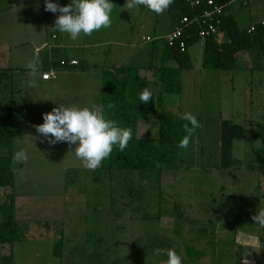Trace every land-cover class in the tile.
I'll list each match as a JSON object with an SVG mask.
<instances>
[{
    "label": "rangeland",
    "instance_id": "obj_1",
    "mask_svg": "<svg viewBox=\"0 0 264 264\" xmlns=\"http://www.w3.org/2000/svg\"><path fill=\"white\" fill-rule=\"evenodd\" d=\"M24 2L27 5L22 6ZM51 2L63 6L69 0ZM1 3L4 4V0ZM111 3L110 28L82 35L77 39L82 41L78 48L58 49L52 52L54 58L86 59L92 67L95 65L99 69L121 65L143 67L151 63L158 66V60L150 56L151 45L142 39L167 33L170 25L168 10L155 14L143 6L130 10L124 5L125 0H111ZM18 4L24 9L18 7L21 13L9 12L8 21H18L17 25H22L20 31L24 39L39 41L45 35V39L50 40L54 32L60 34L52 28L58 13L42 10L32 0H19ZM120 12L126 13L128 18L117 17ZM227 13L240 30L248 29L264 21V0H234ZM202 49L203 40H199L188 50L192 69L182 72L181 94L164 97L163 109L175 112L179 106L182 113L195 115L200 127L194 132L188 146L182 149L187 160L183 164L187 166L164 175L162 188H159L154 175L147 172L117 171L112 175L100 172L102 180L94 184L93 171L86 170L71 152L74 146L63 142L49 146L35 131V126L43 123L42 114L50 112L59 103L81 107L99 105L98 95L93 97V92L98 89L95 81L91 79L90 83L87 82L90 90H93L85 92V96L82 90L75 93L65 89L58 91L56 87L42 84L39 79L36 88H29L23 83L29 79L25 67L0 73V112L6 115L8 108L12 109L13 128L20 133L14 138L12 153L18 146L28 153L27 161L15 171L12 191L20 218L16 222L24 238L12 246L14 264H164L167 258L155 254V248L151 247L153 241L167 237L188 244L190 240L198 238L194 231L190 233L191 226L206 228L205 236L199 237L206 245L201 248L196 245L200 250L198 258L203 257L197 261L196 255L194 262L190 263L187 257L191 253L183 257L184 253L178 250V246H173L185 259L183 264H222L219 263L218 254H224V245L232 239L230 231L255 223L252 224L253 219L247 222L244 215L234 217L244 203H227V192L230 187L233 191L235 186L233 170L213 168L229 164L233 168L246 164L259 166L264 163V156L261 159L251 153L260 150L264 142V101L261 98L264 93V55L258 59L256 50L243 51L236 57L240 67L237 70L208 71L201 69ZM25 51L27 53L29 50ZM24 56L25 61L27 57L30 60L29 56ZM152 73V80L157 79V71L153 70ZM155 83L150 82L148 89L157 94ZM248 86L250 89L247 91ZM249 90L254 98L248 107L244 98ZM147 122L150 125L147 135L156 137L157 119L152 118ZM233 124L245 130V138L244 135L241 140L230 138L229 128ZM3 155H6V151L0 149V156ZM142 177H145L143 181ZM219 182L226 188L222 198L215 197L217 193L214 187ZM254 192V195L258 194V191ZM2 195L0 189V204L4 201ZM210 197L217 199L218 213L210 219H200L194 206ZM221 199L223 204L219 203ZM81 201L85 204L82 205ZM49 205H57L51 215H48ZM255 206L257 203L251 208L255 209ZM22 211L23 215L19 217ZM75 211H78V216H70ZM43 215L54 219H44ZM72 219L79 224L85 222L87 229L84 231L82 225L68 226ZM229 223V229H222L225 234L211 233L215 225L224 227ZM149 232L158 233L159 236H145ZM60 237L65 241L63 255L59 259L52 255V242ZM4 247V251L0 249V254L8 249ZM141 249L150 251L140 253ZM215 249H220L222 253L216 252L214 258Z\"/></svg>",
    "mask_w": 264,
    "mask_h": 264
},
{
    "label": "trees",
    "instance_id": "obj_2",
    "mask_svg": "<svg viewBox=\"0 0 264 264\" xmlns=\"http://www.w3.org/2000/svg\"><path fill=\"white\" fill-rule=\"evenodd\" d=\"M194 0H173L168 8L170 18L169 32L182 18L199 16L205 8L191 7ZM234 0H216V4H223L221 26L218 34L206 37L203 40L201 69L208 71L230 72L240 68L236 63V57L240 52L256 50L255 56L264 54V22L253 25L245 30H240L233 19L227 13V8ZM121 17V15H120ZM122 18V17H121ZM253 30L250 31V29ZM195 26L181 39L185 49L180 51L177 46H168L164 37L154 36L151 45V58L154 55L158 60V66L153 63L147 67L157 71L155 84L157 94L153 93L150 101L144 104L139 101L138 95L142 89L149 87L146 78L139 74V66H119L100 71V105L105 109V115L116 120L121 127L132 130V138L128 146L119 151L114 148L109 158L104 160L99 168L92 172L94 184L101 182L100 172L112 175L113 172H147L154 175L161 188L162 177L168 172L175 173L181 169L184 152L178 144L185 135L182 124L187 123L178 119L180 111L171 112L163 109L162 95H179L182 90L181 75L183 71L192 69V62L188 53L189 48L200 39L196 35ZM157 38V39H155ZM153 59V58H152ZM55 63V62H54ZM56 64V63H55ZM57 66L67 69L71 67L77 71L89 69L84 61L76 65L58 63ZM111 105V107H109ZM157 119L158 129L156 137L147 135L150 127L146 120ZM198 120V119H197ZM199 121V120H198ZM141 122H144L141 124ZM198 129V128H197ZM195 130V132L197 131ZM20 133L13 128L12 109L8 108L7 114L0 112V149L6 151V155L0 156V189L4 201L0 204V249L6 252L0 254V264H14L12 246L15 242L23 240L18 224L14 217L13 187L15 171L21 165L15 167L11 164L13 142L15 136ZM245 135L239 125H231L229 136L231 139H240ZM254 156H264V148L253 150ZM262 159V158H261ZM264 173V170L261 172ZM110 178V177H109ZM145 177L141 178L143 181ZM161 192V191H160ZM64 238L60 237L53 243V256L61 258L63 255ZM2 246V247H1ZM237 255V254H236ZM191 256L189 259L191 260ZM239 258V253H238Z\"/></svg>",
    "mask_w": 264,
    "mask_h": 264
},
{
    "label": "crops",
    "instance_id": "obj_3",
    "mask_svg": "<svg viewBox=\"0 0 264 264\" xmlns=\"http://www.w3.org/2000/svg\"><path fill=\"white\" fill-rule=\"evenodd\" d=\"M18 1L19 0H4V4H2L0 0V5H3L0 8V73L2 74L4 71H8L11 69L17 70L22 67H25V69H27L26 64L29 60L27 57V61H25L24 55L26 54V56H29L30 60L32 59L34 55H37L41 62V73L49 72V71L57 72V78L55 80L45 81L41 79V75H40L38 79L42 84H47L46 86H49L50 88L56 87L58 91H61V90L63 91L65 89L67 92L75 93L77 90H82V93H84V95L86 96L85 92L90 93V91L93 90V89L90 90L89 88L90 85L88 84L90 83L92 79V81H95L94 84L98 86V89L93 92L95 94L93 97L95 98L98 95V100H99L98 103L100 105V71L101 69L97 68V66L95 65H93L92 67L91 64L86 59H78L76 57L71 58V59H62V57L54 58V56L52 55V52H56L58 49L74 50L79 47L82 41H79V40L73 41L69 39L68 37H66V35L62 33L59 34L56 32L51 34L50 40L45 39V35L42 36V39L39 41H32L30 38L24 39L21 36L22 31H20L22 29V25L20 24L17 25L18 21L13 22V23L8 21L9 12L21 13V10L18 8V7H21L19 6ZM42 1L44 3V0H32L33 3H35L38 6H41L42 10H44V5L42 4ZM24 5H27V3L24 2L22 6ZM22 9H24V7ZM120 15L122 18H128L126 13L120 12V14H118L117 17H120ZM17 19L19 20V17H17ZM168 33H169V28L167 29V33H165L162 36H159V35L157 36L166 37ZM25 49H28L29 51L26 53ZM44 50L48 53H44V52L42 53V51ZM41 53L43 54L42 56H41ZM154 55L152 56V58L156 59V56L154 57ZM263 55H260L257 58L261 59ZM150 56H151V52H150ZM81 60H83L89 65L88 70L77 71L71 67L64 69L63 67L57 66V62L59 64L60 63L62 64L65 62L68 65L72 61L79 62ZM149 65L146 64L145 66L143 65V67L139 66L141 67L139 74L142 77L146 78L147 81L150 83L152 81L155 82L156 78L152 80L154 78V73H152L153 70L147 68L149 67ZM116 67H119V66H116ZM116 67H112V68H116ZM248 89H250L249 86L246 88V90L248 91ZM165 96L167 95L161 96L163 104H164ZM253 98L254 97L252 96V91L249 90L248 96L246 95L244 98L246 106L248 107L250 106V103ZM261 98L264 101V93L262 94ZM178 111H180L182 114V111L179 109V106H178ZM244 133H245V130H244ZM248 137L249 139L251 138L250 136ZM244 138H245V135H244ZM263 148H264V142H262L261 144V149ZM251 153L254 156V152L251 151ZM182 160L183 162L187 163V160H185L184 156ZM183 162L180 165L183 167H186L187 165L183 164ZM224 169H228L229 171L233 170L234 175L232 176L235 182L233 191H232V187H230L227 192V196H226L227 203H232L233 201H239L240 204L244 203L243 208L240 209L239 212L234 215V217L239 215V218H240L242 215H244L245 216L244 219L247 222H249V220H252L253 216L256 214L257 211L264 209V173H261L264 170V163L260 164L259 166L246 164L241 167L239 166V167L233 168L232 165L229 164V165H222V166H219V167L217 166L213 168V170L227 171ZM204 170L209 171V169H206V168H204ZM168 173L171 174L172 172H168ZM161 184H162V181H161ZM214 188L216 189V193H217L215 197L222 198L223 192L226 189L225 186H223V183L219 182ZM254 191L256 192L258 191V194L254 195L255 194ZM13 200H14V217H15V220L17 221L20 218H18L19 213L16 209V197H14ZM54 201H59V200L54 199ZM73 202H75V200ZM219 203L223 204L224 203L223 199H221ZM254 203H257V206H255V209L251 208V206ZM81 204L84 205L85 203L82 202ZM217 205H218L217 199L214 200L213 197H210L209 200L197 202L196 206H194L195 208L194 210H196V212L198 211V215L200 219H203L204 217H206L207 219H210L213 216V214L218 213ZM48 208L50 211V214L48 215H51V211L56 209L57 205H49ZM72 214H74L75 216H78V211L71 213L70 216H72ZM22 215H23V211L19 217H22ZM43 216H44V219H47V220L54 219V217L45 216V215ZM215 217H218V216L216 215ZM227 217H229V215ZM252 224H254V222ZM72 225H78L79 227L82 225L84 231L87 229V224H85V222H83L82 224H79L77 223L76 220L72 219L68 226H72ZM230 226H231V223H229L228 225L225 224L224 227L220 225L219 226L215 225L214 226L215 229H213L214 232L212 231L211 233H213L214 235L215 234H218V235L225 234L226 232L223 231L222 229L223 228L229 229ZM192 231H194L193 233L194 235H198V238H195V240H190L188 244L182 243L178 240L173 241V240H170L171 238L166 237L165 240L164 238H160L159 241H153V244H151V247L155 249L157 248L167 249V248H173V246H178V250L184 253L183 257H185L188 253H191L189 255V257L190 256L192 257L191 260L189 259V257H187V260L189 261V263L190 261L194 262L196 255H197V261H200L201 257L203 256L201 255L200 259L198 258L200 250H198L197 246L201 248V247H204L206 244H203L201 240L199 239V237H201V235L205 236V234L207 233V230L205 227L200 226L197 228H193L191 226L190 233H192ZM230 232H232L231 236H233L231 239L232 241L230 240L228 244L224 245V248H223L224 254H218V257L220 259L219 263L222 262V264H225L224 260H227L229 263L232 261L235 262L234 264H264V228H260L257 224H254L253 226H250L249 224H247L244 229L237 228V229H233ZM146 235L153 236L152 238L159 236L158 233H155V232H149L148 234H145V236ZM167 235L168 234H166V236ZM177 235H180V234L177 233ZM54 242L55 241L52 242V246ZM195 243H199V244H195ZM190 244H193V245L190 246ZM216 244L217 243L214 242L213 245L216 246ZM146 250L150 251L149 249H141L140 253ZM213 251L215 253L214 254V258H215L217 256L216 252H220L221 250L215 249ZM238 253H239V258H238ZM163 258H167V257L163 256ZM183 261H185V259H183Z\"/></svg>",
    "mask_w": 264,
    "mask_h": 264
},
{
    "label": "clouds",
    "instance_id": "obj_4",
    "mask_svg": "<svg viewBox=\"0 0 264 264\" xmlns=\"http://www.w3.org/2000/svg\"><path fill=\"white\" fill-rule=\"evenodd\" d=\"M172 3L173 0H125L124 5L130 10L143 6L155 14H162ZM44 10L53 14L58 13L52 28L67 34L73 41L82 35L87 36L102 28H110L112 24L111 0H69L63 6L51 0H44ZM26 68L29 79L23 83L29 88H36L38 77L42 74L39 57L34 55L27 62ZM152 95L150 89L144 88L139 93L138 99L147 104ZM178 119L187 122L182 124L185 135L178 144V147L186 148L195 130L200 127V123L191 112L178 114ZM42 121V124L35 126V131L48 145L55 146L63 142L74 146L71 152L89 171L96 170L109 158L114 148L123 151L132 138V130L121 127L116 120L108 118L102 105L81 107L59 103L50 112L42 114ZM27 159V151L18 146L11 157V164L15 167L25 163ZM252 219L260 228H264V209L257 211ZM154 252L167 257L164 264H183V257L174 248H157Z\"/></svg>",
    "mask_w": 264,
    "mask_h": 264
},
{
    "label": "built area",
    "instance_id": "obj_5",
    "mask_svg": "<svg viewBox=\"0 0 264 264\" xmlns=\"http://www.w3.org/2000/svg\"><path fill=\"white\" fill-rule=\"evenodd\" d=\"M233 2V1H231ZM231 2H228L230 4ZM191 7H201L205 8L202 10L199 16L189 18L187 16L182 17L172 28V30L167 34L164 39L166 40L168 46H177L180 51H184L185 45L181 39L186 35L192 26L197 29L196 35L200 40H204L206 37L218 34L220 26L222 23L221 16L223 12V4H216V0H194L190 3ZM253 28L250 29V31ZM157 39V38H155ZM154 40L151 37L143 38L142 41L149 43ZM76 61H72L70 65H76ZM57 78L56 71L44 72L41 74V79L55 80Z\"/></svg>",
    "mask_w": 264,
    "mask_h": 264
}]
</instances>
